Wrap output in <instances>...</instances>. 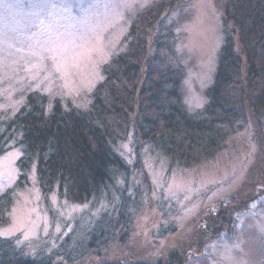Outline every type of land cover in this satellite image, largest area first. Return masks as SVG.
Masks as SVG:
<instances>
[{"label":"rangeland","instance_id":"obj_1","mask_svg":"<svg viewBox=\"0 0 264 264\" xmlns=\"http://www.w3.org/2000/svg\"><path fill=\"white\" fill-rule=\"evenodd\" d=\"M155 1L0 0V112L12 115L35 90L49 97L48 108L56 100L64 107L86 108L103 78V65L121 48L133 17ZM224 2L189 0L167 17L178 34L176 47L186 68L184 101L190 110L205 104V89L214 78ZM43 3L57 7L32 8ZM69 41L75 47L67 56L56 55ZM257 122L250 116L214 157L189 167L171 166L149 146L137 152L130 131L119 150L132 168L126 192L131 220L99 251L72 254L73 259L56 252L69 234L79 235L115 201L83 204L57 190L44 194L35 173L28 185L16 189L10 221L0 226V236L15 237L30 255L54 254V264H108L116 258L165 262L172 254L181 258L178 264H264V191L255 190V200L243 207L225 199L237 192L241 203L253 186L264 187V144L258 142ZM20 154L18 147L0 154V193L17 182ZM123 182L118 181L121 190ZM222 200L226 205L219 208ZM214 209L219 210L216 216ZM221 223L206 237V224Z\"/></svg>","mask_w":264,"mask_h":264},{"label":"trees","instance_id":"obj_2","mask_svg":"<svg viewBox=\"0 0 264 264\" xmlns=\"http://www.w3.org/2000/svg\"><path fill=\"white\" fill-rule=\"evenodd\" d=\"M188 2L157 0L133 17L121 48L103 65V78L86 108L70 103L64 107L59 100L48 108L49 97L35 90L12 115L0 112V154L12 147L21 152L17 182L0 193V226L10 221L16 189L28 185L35 173L44 194L57 190L83 204L103 198L115 201L79 235L69 234L56 252L73 259L72 254L99 251L131 220L126 192L132 168L119 150L130 131L137 152L149 146L168 158L171 166L189 167L214 157L250 116L257 119L256 130L262 134L258 142L264 144V0L222 4L223 42L217 67L205 89V104L194 110L184 101L186 68L176 47L175 25L167 19L172 8ZM260 164L264 165V154ZM259 188L255 185L244 194L242 205L237 192L226 202L243 207L255 200L253 193ZM54 257L30 255L15 237L0 236V264H54ZM180 260L172 254L165 262L143 258L127 263L116 258L108 264H178Z\"/></svg>","mask_w":264,"mask_h":264},{"label":"snow or ice","instance_id":"obj_3","mask_svg":"<svg viewBox=\"0 0 264 264\" xmlns=\"http://www.w3.org/2000/svg\"><path fill=\"white\" fill-rule=\"evenodd\" d=\"M57 7L56 4L51 3H43V4H33L32 8L36 11H44L48 8H55ZM75 47L72 41H69L67 44H64L60 46V49L57 51L56 55H59L61 57H66L67 53L71 51V48Z\"/></svg>","mask_w":264,"mask_h":264},{"label":"flooded vegetation","instance_id":"obj_4","mask_svg":"<svg viewBox=\"0 0 264 264\" xmlns=\"http://www.w3.org/2000/svg\"><path fill=\"white\" fill-rule=\"evenodd\" d=\"M260 189V188H259ZM264 189V187L263 188H261V190H259V191H262ZM222 203H225V200H222L221 201ZM230 209H231V211H234L235 209H233L232 207H229ZM218 212H219V210L218 209H214L213 210V214L216 216L217 214H218ZM225 215H227V214H225V213H222V215L221 216H225ZM220 225H222V223L221 224H219V225H217V224H214L213 226H207V224H206V226L203 228L204 229V234L206 235V237H209L211 234H212V232H214L215 233V230L220 226Z\"/></svg>","mask_w":264,"mask_h":264}]
</instances>
